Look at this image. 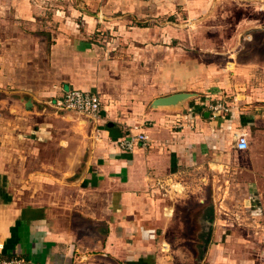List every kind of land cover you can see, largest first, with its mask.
Returning <instances> with one entry per match:
<instances>
[{
  "label": "crops",
  "instance_id": "1",
  "mask_svg": "<svg viewBox=\"0 0 264 264\" xmlns=\"http://www.w3.org/2000/svg\"><path fill=\"white\" fill-rule=\"evenodd\" d=\"M256 2L76 0L53 20L47 0H0V257L167 264L161 235L177 198L195 196L209 233L189 240L208 244L206 264H264V15L223 8ZM69 88L99 93L100 118L47 105ZM179 93L190 97L154 106ZM131 130L149 145L123 149ZM220 181L249 183L231 196L252 219L236 229H253L256 256L231 253L249 241L226 239L222 210H207L203 198L223 206L229 193L191 191Z\"/></svg>",
  "mask_w": 264,
  "mask_h": 264
},
{
  "label": "rangeland",
  "instance_id": "2",
  "mask_svg": "<svg viewBox=\"0 0 264 264\" xmlns=\"http://www.w3.org/2000/svg\"><path fill=\"white\" fill-rule=\"evenodd\" d=\"M43 3H45V0H42ZM48 3L50 4V6L48 7V10H46L48 12V14L51 15L52 19H56V18H62L63 14H62V9H64L65 11L69 10L70 13L73 12V8L75 7V2L76 0H69V9L67 8H62V2L64 0H47ZM250 1H254V0H250ZM256 3H250V5H247L245 9L240 8L238 9V7H230V5H226L223 8H232V12L228 9L227 11H229L232 16L230 17V19L234 20V18L236 19L237 16H241L242 14L245 17L251 16V15H264V0H256ZM242 7V6H240ZM221 16L218 14L215 16V19L213 20L214 22H212V26L214 27H220L222 25V21H225L224 19H220ZM234 21L231 22L232 25H234ZM230 24V25H231ZM261 24V22H258L257 25ZM192 25H196V23H188L187 27H194ZM198 25H205V23H198ZM232 27V26H230ZM232 29V28H231ZM234 45H236V43H234ZM189 54V53H187ZM187 54L183 55V56H187ZM241 183L238 182H232V181H220V182H209L207 184V186H204L203 183L199 182L196 183V185L194 186V188L191 189V191H193L194 193H211L210 191H213L214 193H229L228 198L225 199L223 206H220V201L218 200H214L207 197V198H203L206 202V206H207V210L209 209H216L218 206L219 210H222L221 212L219 211V213L217 214V217H219L221 219V221L224 223V225H226L225 227H228L227 229V237L226 239L229 237L231 238V240L235 239L234 241H236V239H247L249 242L248 244H246V247H242L240 245H237L238 242H234L233 245L230 246V252L231 253H246L248 256H256V252L258 251V247L254 244V232L253 229H241L238 230L237 225L239 222H242L244 219L251 224L252 223V219L249 218L250 215L249 214H245L239 211H242L238 206H240L242 204L243 199L240 198H235L233 196H231V193H251V190L249 187L244 186L243 184H249V183H242V186L240 185ZM200 187L202 189H200ZM206 187V190H203V188ZM173 188H177V191H179L178 193L183 192V188L181 187V185H177V187H173ZM189 193H192V192ZM189 197V196H187ZM177 198L176 200V205L178 208V217L174 220V224H172L171 228H168L167 230H165V233L161 236H164L162 238L165 239V241L167 242V246L164 247L165 248V253L168 257L167 259V264H206L204 261L205 258V253L206 250L208 251L209 247L208 244L206 245L205 242H203L202 244H198V246H194V244L190 245V236L192 234V232H195V234L197 233L199 239H204V237L209 233V230L206 229V225L203 223V221L200 223V221L202 220V217H204V213H205V208H203L202 206H200L196 201L195 196L191 197V198ZM240 200V201H239ZM171 203L173 204V200H170ZM187 201V203H186ZM217 201V203H216ZM240 204V205H239ZM176 208V209H177ZM180 211L183 212L182 215H180ZM204 214V215H203ZM183 220L184 224L183 226H185V224L188 225L187 230H180L179 229V220ZM173 218V217H172ZM190 219L191 222H190ZM250 219V220H249ZM197 221V222H196ZM199 222V223H198ZM230 222V223H229ZM190 226H194L195 229L191 230ZM224 227V226H223ZM250 227V226H249ZM220 242L222 241H218L215 243L220 244ZM197 253V262H195V257L193 256V254ZM254 258V257H253Z\"/></svg>",
  "mask_w": 264,
  "mask_h": 264
},
{
  "label": "built area",
  "instance_id": "3",
  "mask_svg": "<svg viewBox=\"0 0 264 264\" xmlns=\"http://www.w3.org/2000/svg\"><path fill=\"white\" fill-rule=\"evenodd\" d=\"M150 1V0H143ZM47 105L57 112H77L82 115L100 118L102 112V100L99 93L85 91L77 88L63 90L60 97L50 99ZM221 106L215 107V110ZM214 110V109H213ZM136 145L147 147L149 145L148 136L144 132L127 134L126 139L121 142V147L132 151ZM249 146L246 135L238 137L237 149L246 150ZM0 264H27V260L21 256L0 257Z\"/></svg>",
  "mask_w": 264,
  "mask_h": 264
},
{
  "label": "water",
  "instance_id": "4",
  "mask_svg": "<svg viewBox=\"0 0 264 264\" xmlns=\"http://www.w3.org/2000/svg\"><path fill=\"white\" fill-rule=\"evenodd\" d=\"M188 97H190V94L188 93H179V94L171 95L168 97H163V98L157 99L154 102V106L159 107V106L173 105L182 100L187 99Z\"/></svg>",
  "mask_w": 264,
  "mask_h": 264
}]
</instances>
